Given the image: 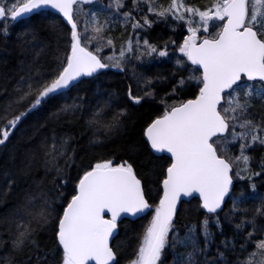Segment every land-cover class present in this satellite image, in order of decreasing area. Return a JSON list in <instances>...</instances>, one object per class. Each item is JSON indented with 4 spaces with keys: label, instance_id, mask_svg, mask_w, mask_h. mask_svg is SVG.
Instances as JSON below:
<instances>
[{
    "label": "snow or ice",
    "instance_id": "snow-or-ice-1",
    "mask_svg": "<svg viewBox=\"0 0 264 264\" xmlns=\"http://www.w3.org/2000/svg\"><path fill=\"white\" fill-rule=\"evenodd\" d=\"M33 18L47 23L33 26ZM17 23L28 26L16 34L21 74L11 89L0 86V148L30 117L46 115L25 151L9 154L12 167L0 168V264H50L41 247L48 233L60 264H264L256 183L264 187V158L254 155L264 152V0H0V37L9 39ZM157 24L188 34L151 43ZM117 25L121 35L130 29L119 48ZM105 48L111 53L101 55ZM153 61L174 70H138ZM110 70L131 72L142 93L129 86L133 107L171 82L159 97L162 114L141 132L156 160L170 154L166 164L137 163L131 109L101 86ZM81 122L90 133L84 145L71 131ZM89 153L94 162L78 165ZM153 183L162 195L150 203ZM184 198L197 199L204 215L181 233ZM146 216L134 247L120 241L125 220ZM222 221L233 235L217 244Z\"/></svg>",
    "mask_w": 264,
    "mask_h": 264
},
{
    "label": "trees",
    "instance_id": "trees-1",
    "mask_svg": "<svg viewBox=\"0 0 264 264\" xmlns=\"http://www.w3.org/2000/svg\"><path fill=\"white\" fill-rule=\"evenodd\" d=\"M106 2V0H105ZM160 3L167 5L169 0H159ZM189 4H196L199 6H203L207 3H210V0H186ZM31 25L42 26L46 24V21H40L39 18H33L31 20ZM28 25L24 23H17L14 26L10 27L9 31L12 33L9 39L5 40L0 37V86L7 87L11 89L16 79L19 78L20 70L19 64L21 60L20 48L18 46V41L16 38V34L22 32ZM67 26L65 25V30ZM130 29L126 32H123L121 35V29L119 25L116 26V31L111 33L113 38L115 39L117 48H119L120 44L128 39ZM188 33L185 29L179 28L175 32H173L169 27L164 24L154 25L153 28L147 33V38L151 43L160 44L164 40L169 39L171 37L173 40L180 41L184 36ZM111 53V50L105 48L101 55H108ZM176 55H179L176 53ZM139 71H147L149 75L156 73H163L167 75L169 72L174 70V63H160L159 61H153L151 63H146L143 68L138 69ZM171 82L169 83H160L156 86L157 97L153 99H147L141 102L140 105H135L134 107L128 101L127 91L129 86H131L132 93L142 94L138 92L137 83L132 78V74L129 71L128 73H118L116 70L108 71L106 77L102 78V87L108 89L110 91L116 92L122 103L126 104L131 109L132 120L130 122V127L127 131V138L131 141H136L140 147L141 151L137 156V163L146 165L147 162L151 159L155 161L156 164L163 165L168 162V157L166 155H160L164 158L162 160H156V157L153 156L148 149V146L144 143V140L141 136L142 126L149 122L151 119L155 118V116L162 114L165 105L161 104L159 101V97L163 96L170 89ZM95 91V85L89 86V96L91 93ZM187 98H192L190 95ZM171 98H169V102ZM46 113L41 114L39 117H30L24 123V130L21 132H13L12 136L9 138V143L7 148H0V168L3 167H12L9 161V154L15 153L17 155L23 153L25 149L28 147L27 138L31 134V129L34 124L37 123V120H42ZM72 132L78 133L77 139L79 140L80 145H84L87 141L88 135L83 122L77 124ZM125 141H121L124 143ZM123 154V153H121ZM97 153H89L84 157L83 161L78 160L77 164H87L89 161L95 160V156ZM256 160L259 161L264 158V152L257 150L255 152ZM126 158V157H125ZM255 168V163H254ZM258 170V169H257ZM42 173H38L41 175ZM157 171V175H158ZM77 176L76 168L74 167L70 173V178L75 181ZM257 188L259 191L264 192V187L261 186V181L259 178H256ZM2 187V185H0ZM74 188V183H70L66 188L67 193H71ZM13 197L15 193L12 194ZM162 195L161 185L159 183H153L152 192L149 195V200L151 202H158L157 197ZM251 211V205L247 206ZM183 213L179 216V227H181V233H183V225L198 223L199 220L203 218V211L199 208V201L197 199H192L188 202L183 203ZM3 211V209H0ZM150 217H145L143 220L141 219H127L120 226V241H123L127 244L135 246L139 236L142 233L143 228L147 225ZM238 222V221H237ZM222 226L224 230L223 236L217 232L215 240L216 243L224 238H231L233 235V225L222 221ZM213 231L216 232V229L213 228ZM41 247L52 254L53 258L50 260V264H60V256L62 255V251L58 250L56 240L52 233L42 234V245ZM132 248H127L126 254L131 253ZM215 251V249H213Z\"/></svg>",
    "mask_w": 264,
    "mask_h": 264
},
{
    "label": "water",
    "instance_id": "water-1",
    "mask_svg": "<svg viewBox=\"0 0 264 264\" xmlns=\"http://www.w3.org/2000/svg\"><path fill=\"white\" fill-rule=\"evenodd\" d=\"M157 155H159V154H157ZM166 156H170V154H165ZM193 198H184V200L185 201H190V200H192ZM129 219H132V220H136V218H129Z\"/></svg>",
    "mask_w": 264,
    "mask_h": 264
}]
</instances>
